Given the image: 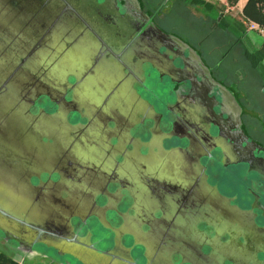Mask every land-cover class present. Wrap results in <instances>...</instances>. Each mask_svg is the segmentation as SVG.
I'll return each mask as SVG.
<instances>
[{
  "label": "water",
  "instance_id": "obj_1",
  "mask_svg": "<svg viewBox=\"0 0 264 264\" xmlns=\"http://www.w3.org/2000/svg\"><path fill=\"white\" fill-rule=\"evenodd\" d=\"M119 1L123 2L121 7L117 5ZM132 1L135 5L133 10L137 14L132 13V11L127 8L128 6L126 7L127 0H113V2L104 0L105 4L112 5L115 13L113 17L114 19L107 16L109 22H111V19L116 23L122 22L123 20L131 22V27H127L125 31H121L120 26L116 27L115 24L112 23V27L110 28L97 29L95 27L94 21L96 19V13L94 15L84 9L82 5L95 4L96 6L97 0H0V106L3 105V107L0 108V118L8 115H13V118L15 119L19 117L23 119L27 128L35 131L37 128L33 121L38 119L41 120V118L46 117L43 122H39V124L44 127V130L42 128V130L39 131H45L48 134L47 131L53 129L50 125H53L54 119L62 112V108L53 116L45 114L44 112H41L38 115L33 114L30 110L32 104L38 97H47L52 103L57 101L51 96V93L48 92L49 88H52L48 83L54 80L59 81V85L66 90V93L62 94V98H64L67 94L68 79L71 74H76L79 82L85 84L84 90L78 95V99L82 101L81 107H83V112L86 113L88 111V106L91 105L94 107L95 113H99V116L104 117L102 114L103 110L106 114H114V112H112L113 109L108 108L107 104L108 100L114 97L110 95L109 98L106 99L107 95L112 91L102 94L101 97H99V95L97 97H92V94L90 95L88 93L91 91L98 92L99 89H103L102 86H105L106 90L109 88L117 93V89L120 87L121 83L124 81L127 83L129 80L128 82L132 84V89L135 91L136 95L134 101L137 102L138 100V102L142 104V108H140L141 110L143 109L141 112V121L144 119L149 122V125L147 124L143 129H158L159 132H155L154 135L156 134L160 137L158 138L159 141L161 138H170L166 132L169 125H173V123L171 124L172 116L175 117L174 120H177V122H182L187 125L185 131H189L192 135V141L189 143V148L191 153L198 154L196 161H198L199 157H205L208 155L212 149H219L221 151L219 152L225 157L237 153L241 154V152L249 155L248 158L246 157L247 159L242 158L235 160V158L231 159L229 157L230 159L228 160H230L229 163H233L234 165L240 164L239 162H245L244 165L240 164V166L250 167L248 173L241 169H239V171L236 169V173H233L232 177L234 176L240 181L241 178L239 176H245L246 192L253 201L260 203V206L258 205V211L261 213H250L248 215V213L241 211L244 209H242L240 205L235 207V212H230L228 201L231 202V200L224 197V195L219 194L224 199L221 208H223L224 216L227 213H230L233 221L235 220L234 217H236L238 220L246 222L249 228L255 232L264 235V229L263 231H258L256 229V227H258V222L256 220L257 217L264 222V147L251 141L244 134L239 126L240 120H236L235 124L230 123L229 132H224L225 130L221 121L224 118L222 114L225 103L222 101L220 92L221 86L214 84L211 81V77L209 80V78L207 76L205 77L202 73H196V75L194 73L191 76L186 72V66L188 65L187 58L190 59V51H192V49L186 46L185 51V49L180 46L178 47L174 45L175 39L164 35L153 23L152 19L146 16L141 7L137 5L138 1ZM120 15L121 17L123 16V20L115 19ZM137 15L142 19L140 20L136 18ZM142 20H145L146 22H142ZM144 23L149 25L143 28V26H145ZM121 32L124 37L121 41L119 40L120 42H117L115 36L121 34ZM83 39L85 40L83 41ZM130 42L145 43L146 47L149 48L142 49L139 52V59L142 60L136 62L139 67L138 72H133L131 70V65H128L129 60H127L125 56H122V53L120 52L121 49L126 48L127 44ZM111 46L114 48L113 50L116 49L119 51L118 54L115 51L114 53L111 51ZM106 51H109L108 54L110 55V58L103 59V55H106ZM195 55H197V53H195ZM101 57L102 60L99 61V58ZM197 58L200 61L199 57ZM74 59L76 60L74 64L76 67L72 68V62ZM120 61H122V63ZM102 63H106L110 67L106 65V71L108 72H105L104 76L99 78V80H102V82H100L103 83L102 86L97 90L92 89L91 83L99 82L96 81L98 80L97 78H91V75L98 74V68ZM120 64H124L125 67ZM150 70H154L157 73L161 82L163 78L166 77L170 79V83H172L171 90H169V94L172 96V101H169V98L166 97L165 100L163 99L164 101L161 100L160 102V105L162 108L166 109V112H162L153 103H149L146 99L142 98L141 95H137L136 84L143 85L145 82H150L153 78L149 72ZM197 75L200 79L197 78ZM37 76H43V81L41 84H38L36 89L30 85V81ZM122 77L126 80L122 81ZM111 82L114 83V86L108 87L109 85L106 83ZM173 83L177 86L175 87V84ZM202 84L204 86L203 97L207 100L206 105L208 115L204 118H200L201 120L194 121L192 120L194 116L191 117L188 115L189 111L183 108V103L193 95L195 98H198L199 92H201L199 87ZM120 91L122 92L120 93L119 98L116 100L111 99L112 102H118L119 99H121L120 97H126L124 87ZM122 107L123 113L129 115V112L124 110L126 106L123 105ZM138 110L139 109H137V111ZM68 113L69 110L65 114L68 116ZM106 117L108 116H105L104 118L106 119ZM214 118L217 119V121L211 122V119ZM64 121L70 126L68 119ZM108 122H113V124H115L113 127H110V125L107 126L110 130H116L118 127H120V129L122 128L114 121L108 120ZM159 122H164L163 127H160V129ZM177 122L175 123L177 124ZM176 124H174V127L177 126ZM70 128L73 130L71 132L73 135L77 134V136H79L80 128L77 129L71 126ZM84 130H86V128L82 129V131ZM49 135L57 136L60 134ZM172 135H175V133ZM211 140L213 144L209 148L210 151L207 149L205 152V144L209 143ZM159 141L157 143L153 141L150 144L147 142L138 149L143 147L148 150H156L155 152L157 153L158 159H160L159 156L167 157L168 152L162 147V143ZM57 143L62 145V142H60L59 139ZM151 145L153 149H150ZM77 147L79 146L71 147V151H73V149L77 151ZM33 149L35 150L36 148L34 147ZM50 149L51 145H47L46 153H49ZM143 152L144 153L141 154V157L144 160H148L153 154L151 151L143 150ZM9 153L14 154V157L21 154L20 152H16L15 148L12 147L10 148ZM78 153L81 154L82 152ZM176 157L178 158L179 156L175 154L174 158ZM194 157L196 156H191V158L194 159L192 160L191 167H193V162H196ZM205 158H207V156ZM14 160L13 165L21 163L18 159ZM66 160L67 159L62 158L61 167L64 162H67ZM28 161H31L32 163L35 162L32 158H29ZM205 163L206 162L204 161V164ZM51 164L52 163H50L47 158L42 159L40 162V165L48 168ZM65 165H67V163H65ZM252 165L255 167H252ZM175 170L176 169L169 170V173L161 172L158 177L164 181H169L170 184L173 183L177 185V192L188 191L197 186L195 185L193 187L195 180L193 177H189L187 170ZM9 172L10 171H8L5 165L4 168H0V181L10 182L12 179L18 181V177L9 178ZM242 172H244V174H242ZM251 172L257 173L258 176L256 174L254 175L255 177H250L249 173ZM157 178L155 181L159 179ZM16 181L13 182L16 183ZM204 199L201 198V200L205 201L206 199ZM145 202L147 201L144 200L143 203ZM3 211L5 212L0 206V225H2L4 229L2 231L3 234L0 233V240L5 242L8 240L11 244L12 241L19 242L18 244L21 245V238L12 237L9 230L12 231L17 229V233L22 234L23 228L21 223H25L16 215L6 212L3 213ZM204 214V218L207 220V213H203V215ZM216 214L217 213L209 214V219L215 218ZM135 215L142 220L138 228L140 229L141 234L144 235L151 234L155 231L158 224L162 223L164 225L167 223L169 217L168 213H148V218L146 219L142 218L139 213H135ZM34 219L39 220L40 217L35 216ZM112 221H114V219L113 217H110V222ZM198 222H201V220H197L196 223ZM208 224L209 226H206L211 228L213 233L210 230L206 231L207 235L206 233H204V235L207 237V240L201 245L205 246L204 250L208 257L210 256L211 258L214 257L221 259L222 264H236V262L264 264V236H260V242L252 246L246 241H238L237 247H234V253L232 252L231 246H228V244H224V242L221 241L222 237L214 236L216 233L213 230L215 225L209 222ZM27 227L29 228L27 230L28 233H32L29 230L34 229L29 226ZM194 227L195 225L192 226V228ZM253 227H255V229ZM21 229L22 231H20ZM143 229L147 231H144ZM127 230L119 231V234H122L127 238H133V243L129 247H126V245L117 241L114 237L115 233L112 231H105L101 236H98L95 239L92 230V238H94L93 244L91 241L90 244L88 242L83 244L79 241L75 242L70 239L67 240L59 235L60 237H57L53 241L34 239L22 248V253L23 251H25V253L26 251L32 253L35 250L34 248L36 244H40L48 248L46 254L43 256L40 255V257L45 258L54 264H148L146 252L141 248V246H145L144 243L138 240L136 233H133L130 230L127 232ZM76 231L79 234L81 233L80 228H77ZM200 235H202V233H200ZM127 241V244L131 242L129 239ZM118 245L127 251L129 261H125L124 258L118 254ZM201 246H198V248L200 249ZM215 246H220V248L216 249ZM50 250L54 252L52 253ZM238 253L240 254V257H245L244 261H239L237 259ZM109 258H112V260H109Z\"/></svg>",
  "mask_w": 264,
  "mask_h": 264
},
{
  "label": "rangeland",
  "instance_id": "obj_2",
  "mask_svg": "<svg viewBox=\"0 0 264 264\" xmlns=\"http://www.w3.org/2000/svg\"><path fill=\"white\" fill-rule=\"evenodd\" d=\"M112 1L113 0H109ZM137 5L141 7L142 11H144V14L148 16L149 18H152L153 23L157 26L158 29L162 31V33L170 38L177 39L181 41L183 44L187 45L189 48H191L190 45H193V42L191 38H197V36H205L207 34V31L202 33L201 35V22L200 20H196V18L193 17L190 13H192L194 10L196 11H203L204 10V5L202 3L198 2H193L191 3L189 0L186 1L184 4L181 2V0H177V3L174 4L170 0H137ZM84 9L87 11L93 13L95 15V21L94 25L97 29H104V28H110L112 27V24H115L116 27L120 26L121 31L127 28L131 27L130 21L128 20H123V16L121 17L118 16L115 19L118 20H123L122 22H114L113 20L109 22L107 20V16L114 17V9L112 5L110 4H105L104 0H97L96 6H101V7H96L95 4H84L82 5ZM119 7H121V4H118ZM162 9H159L162 7ZM188 10H187V9ZM193 10V11H192ZM194 13V12H193ZM111 19V18H110ZM114 19V18H113ZM77 21V20H76ZM188 32H190L191 35H187ZM123 34H117L115 36V39L117 42H120L123 38ZM85 39H83L84 41ZM120 40V41H119ZM185 42V43H184ZM67 46V45H66ZM194 46V45H193ZM196 46V45H195ZM149 49L146 47L145 43H140V42H130L127 44L126 48H124L123 51H121L122 56H125L128 61V65H131V70L133 72H138L139 67L137 66L136 62H138L139 59V52L142 49ZM114 48L111 46V51H114L118 54V50H113ZM147 51V50H145ZM115 53V54H116ZM104 58H108L107 55H103ZM147 56V55H146ZM138 58V60H137ZM102 60V57L99 58V61ZM142 60V59H141ZM140 60V61H141ZM76 60L74 59L72 62V68H75L74 66ZM108 64L102 63L100 64V67L98 68V74L96 75H91V78H97L99 83L92 82V89H99L100 86H102L103 83L102 80H99V78L103 77L106 71V67ZM99 66V65H98ZM106 66V67H105ZM110 67V66H108ZM69 69V68H68ZM71 69V67H70ZM69 69V70H70ZM117 70V69H116ZM153 78L150 80V82H145V84H136V91L137 95H141L142 98L146 99L149 103H153L156 107H158L162 112H166L165 108H162L160 105L161 100H165V98H169V101H172V96L169 94V90H171L172 84H170V79L164 77L162 82L159 80V76L154 70L149 71ZM122 76V74H121ZM120 78V77H119ZM39 79V80H38ZM123 79V77L121 78ZM112 80V79H111ZM110 80V81H111ZM126 79H123L124 81ZM43 81V76H37L36 78L32 79L30 81V85H32L33 88L38 87V84ZM129 81V80H128ZM127 83L124 81L121 83L120 87L116 91L106 90L105 86H102L103 89H99L98 92L91 91L88 94H92L91 96H98L101 97L102 94L109 93V96H113L114 98H111L112 100H116L119 98V95L124 87V92L127 97H120L119 101L112 102L111 99L108 100V108H112V112L114 114L118 115L119 113H123V105L126 106L124 110L129 112L131 114L134 110L133 104L135 103L134 97L135 91L132 89L133 86L130 82ZM59 81L54 80L48 85L52 88H49L48 92L51 93V96L55 99L58 100V102H61V98L63 93H66V90H64L60 85ZM109 86L108 87H113L114 83H106ZM84 83L79 82L78 77L76 74H71V76L68 79V89H67V94L64 99L65 103L68 104L69 107V114L68 116L65 114L67 113V107L63 106L62 107V112L59 114L58 117L54 119L52 130L47 131L48 134L45 131H39V130H44V127L39 124V122H43L44 118L43 117L38 120L33 121L34 125L36 126L37 130H33L30 128H27L25 122L23 119L17 117L16 119L13 118V115L11 116H6V117H1L0 118V168H4V165L8 169L9 172V178L13 177H18V181L16 179H12L10 182H2L0 181V206L6 210L8 213H14V214H21V213H36L37 215H43L44 217L46 215H51L52 212L46 207L49 206L52 208V210L56 209L57 211L61 209V206H59L56 203L51 204L50 201H44V196L41 197H36L35 196V191L32 190L30 187H28L27 183L23 180V177H26V173L24 169L29 170L31 169L32 171L36 168L40 169V167H45L43 165H38L40 164L41 160L44 158H47L50 163H54L57 159L59 158H64L67 159V162H64L63 168L65 172L63 173V181H65L66 185L70 187V189L75 190L73 186H76L77 188L80 187L81 189H84L86 185H90V182H95L99 181L102 182L103 180H99L97 177L102 176L100 174L99 169L98 172L93 171L92 173L88 170L91 166L87 163H82L83 159L80 156L85 155L87 157L88 154H79L78 152L83 151V148L87 149L88 152H93L90 150L88 146L92 145L95 143L94 139L96 140H105L107 137L103 131L107 128L109 125L108 120H106L104 117L109 116L106 114V112H102L104 117L99 116V113H95L94 107L89 105L88 106V113L91 116L92 114L94 115L93 118L96 120L95 122L98 123L97 126H93L89 128V117L87 116V112H83V107L82 106V101L78 99V95H80V92L84 90ZM79 93V94H78ZM65 95V94H64ZM63 95V96H64ZM90 96V97H91ZM171 96V98H170ZM104 98V97H103ZM76 99V100H75ZM100 99V98H99ZM143 99V100H144ZM75 100V101H74ZM163 100V101H164ZM106 101V100H105ZM75 102V103H74ZM74 103V104H73ZM98 103V102H96ZM138 103V100L137 102ZM140 104V103H139ZM96 105V104H95ZM142 105V104H140ZM3 107V105L0 106V108ZM81 108V110H80ZM139 110H135V112L129 116H125V121L128 124L129 130H132L133 132L131 133V137L139 138L140 141L144 144L147 142L152 143L153 142V137L154 135L146 134L142 131H139L137 128L139 127V124H141V112L142 110L140 109L139 106H137ZM35 109L37 115L40 114L41 112H44L45 114H48L50 116L55 115L58 113L61 109L60 105H56L51 102L50 99L47 97H40L36 102L35 106L33 107ZM112 116V114H110ZM120 115V114H119ZM121 116V115H120ZM92 117V116H91ZM110 117V116H109ZM68 119L69 125L74 128H80L84 130H80V134L76 139L72 138V128L66 124L64 120ZM112 121L115 123H118L116 119L113 117L110 118ZM52 123V122H51ZM115 126V124H114ZM23 128V130H22ZM127 128V129H128ZM90 131V132H89ZM99 131L101 135L94 134V132ZM56 132L62 133V135H49V134H57ZM110 135V144H112V149L110 156L113 157V160L116 158H119L118 154L120 149L123 147L124 144L123 141L124 135L122 136L123 139L118 138V136L114 133V129L109 132ZM92 136V138H90ZM128 136V135H127ZM59 137V138H58ZM94 137V138H93ZM62 142V145L58 144L57 141ZM62 139V141H61ZM75 140V141H74ZM80 140V141H79ZM181 141V142H179ZM177 139H170L166 138L164 143V147L166 148L168 154V161L171 164H177L176 168L179 171L182 170L184 167H187L185 162L182 160V154L180 152H184L187 150L189 147L188 145L186 146V142L183 140ZM47 145H51V149L49 153H46V148ZM87 145V146H85ZM185 145V146H182ZM73 146H79L77 147V151L73 149L71 151V147ZM84 146V147H83ZM182 146V147H180ZM15 148L16 152H20L21 154H18L17 157H14V154L9 153L10 148ZM36 148L35 150L33 148ZM81 148V151L79 149ZM153 149L152 145L151 148ZM176 149V150H175ZM134 150L130 152L131 155L134 154ZM102 156L104 158L99 159L100 162L98 163V167L105 166L107 167L108 165L110 166V163L108 158L105 157V153L101 152ZM180 154L181 157H176L174 158V155ZM152 158L150 159V162L145 161V163H148L150 167L155 166L159 167L161 162H159L157 153L153 151V154L151 155ZM173 157V158H172ZM29 158H32L35 160V162H25L28 161ZM13 159H18L19 162L18 164L13 165ZM176 159V160H175ZM120 160V159H119ZM91 160H86L85 162H90ZM135 161V159H134ZM39 162V163H38ZM65 163H69V165H65ZM181 164V166L179 165ZM229 167L227 168L225 164H217L214 168H210L208 171V174L210 175L209 177V182L213 185L218 186V189L220 192L229 200H231V203L233 207L240 205L242 207H245L243 205V202L245 200H248V194L246 190V185H245V176L240 175L239 177L241 178L240 181L239 179L235 178L234 176L232 177L233 173H236V169H241L245 172L248 173L249 166H240L238 165H232L229 163ZM130 167V164H129ZM23 169V170H22ZM95 169V168H94ZM107 168H104L103 171H106ZM45 170L44 172H46ZM163 171L169 173V170L165 169L163 167ZM35 174V173H34ZM244 174V172H242ZM257 173H249L250 177L256 175ZM34 176V175H33ZM258 176V174H257ZM255 177V176H254ZM253 178V177H252ZM13 181H16L14 183ZM64 182L61 181V179H58L56 176H53L50 178L49 176L46 175V173H42L41 177H33L31 182H29L30 186L33 187V189H46L47 187H56L58 190L61 189L62 195L65 196L67 195V186L65 185ZM54 186H53V185ZM45 185V186H44ZM184 185V184H183ZM182 185V186H183ZM70 193L73 194L70 190ZM80 194V193H79ZM205 196V195H203ZM68 197V196H67ZM69 201L72 203V200L69 198ZM208 197L206 198V203H208ZM204 202L202 203V207ZM209 211L207 210V220L202 216V219L198 218V221L201 220V222L198 226L204 230L205 225L209 226L208 222L216 225L219 228H213V230L216 232L214 236H220L222 237V242L224 244H228V246L237 247L238 241H246L250 246L256 245V243H259L260 241V236H264L262 234H259L249 228L248 224L244 221L238 220V218L234 217L235 220L233 221L232 216L230 213H227L225 216L222 213V219H221V213H217L216 217L214 219H209ZM228 216V217H227ZM237 220V221H236ZM181 224L186 228V231H189V229L192 228L197 222V218H195V215H188L185 218H182L180 220ZM258 225L264 227V222L259 219L258 220ZM94 228V229H93ZM84 230H90L92 229L94 232L95 239L98 236H101L103 232L106 230L103 229V226L101 223H99L95 219H91L90 222L86 225V227L83 228ZM2 225H0V233L3 231ZM11 231V230H10ZM0 234V235H1ZM111 238V237H109ZM129 239V238H128ZM242 239V240H240ZM17 244L16 242L12 241V245ZM52 253L54 251L50 250ZM244 252V251H242ZM72 259V258H70ZM237 259L239 261H244L245 257H240V254H237ZM74 260V259H72Z\"/></svg>",
  "mask_w": 264,
  "mask_h": 264
},
{
  "label": "flooded vegetation",
  "instance_id": "obj_3",
  "mask_svg": "<svg viewBox=\"0 0 264 264\" xmlns=\"http://www.w3.org/2000/svg\"><path fill=\"white\" fill-rule=\"evenodd\" d=\"M139 1L141 2V0ZM118 4L123 5V2L119 1L117 5ZM126 7L130 9L132 13L134 14L136 13L133 10L135 8V5L132 0H127ZM136 18L140 20L142 19L139 18L138 15ZM142 22H146V21L142 20ZM144 25L145 26H143V28H145L149 24L144 23ZM123 50L124 48L121 49V51ZM108 52L109 51H106V55L108 56V58H110ZM120 62L122 63V61ZM121 66L125 67L124 64H122ZM176 86L177 85L175 84V87ZM65 97L66 95L64 96V98L60 97L61 102L59 103L57 100L55 101L54 104L60 105L61 108L63 106L67 107V111H68L69 107L68 104L65 103L64 101ZM107 98H109V94L107 95L106 99ZM35 102L32 104L30 108L33 114H37L35 109H33V107L35 106ZM133 106H134L133 112L139 109L137 108V106L142 108V105H140L139 102L138 103L135 102ZM86 114L89 117L88 119L90 123L89 128L93 126H97L98 123L95 122L96 120L93 118L94 115H91L92 116L91 117L88 112ZM107 114L110 115V113ZM120 115L112 114V116L110 115V117L109 116L106 117V119L110 121H112L110 119L112 117L116 120H119L117 121L118 123L116 124L117 125L119 124L122 127L121 129L120 127H118L116 130H114V133L118 136V138L123 139L122 136L124 135V139H125L122 143L124 145L120 149L118 154L119 158L113 160V157L110 156V153L112 152L111 151L112 144H110L109 132L111 130L109 128H106L103 131V133L107 136L105 140L100 142L101 140L99 141L94 139L95 143L93 144L92 142V145L88 146L90 149H93L90 150L93 151L92 153L88 152V150L85 148H83V151H81L83 154H88L87 157H85V155L80 156L83 159L82 163H87L91 166L88 169L91 173L93 171L98 172L99 169V172L100 174H102V176L97 178L99 180L100 179L103 180L104 178V181L95 182L93 180V182H90V185H86L84 189H81L80 187L77 188L76 186H73L75 190L70 189V187L66 185L65 181H63L64 180L63 173L65 172V170L63 167H61L62 158H59V160L57 159L54 163L51 164L49 168L42 167L40 164H38L41 167L40 169L36 168L35 171L34 170L32 171L31 169L29 170L24 169L25 173L27 172L26 173L27 175L26 177H23V180L27 183L28 187H30L32 190L35 191L34 193L35 196L36 197L44 196L45 202L48 200L51 202V204L56 203L59 206H61V209H59L58 211L56 209L52 210V208L46 205V207L52 212V214L46 215L45 217L43 215H39V214L37 215L36 213H21V214L10 213L12 215H16L21 220H23L22 222L27 224L25 225L21 223L24 231L23 232L22 229L20 230L22 231V234H18L17 229L12 231L9 230L10 231L9 233L12 237L21 238L20 239L21 245L18 244L19 242L18 243L16 242L17 244L13 245L16 248H18V249H14V255L16 256L20 255L19 252H22V248L28 245L29 242L33 241L34 239H45V240L53 241L57 237L63 236L67 240L70 239L75 242L79 241L80 243L83 244L84 243L86 244V242L90 244L92 242L93 244L94 238H92V233H91L92 229L90 230L83 229L84 227H86V225L88 224V222H90L91 219H95L99 223H101L103 229H105L107 232L112 231L113 233H115L114 237L117 239V241H119L123 245H126V247H129L133 243V238L130 237L129 241L131 242L127 244L128 238L122 234H119V231H124L128 229L127 232L130 230L133 233H136L138 240L142 239V237L145 239L144 235L141 236L140 229L138 228L142 220L138 216H136L135 213H139V215L144 219L148 218V213H168L169 216L168 222L165 223L164 225L160 223L155 228V231H164L162 233L167 238L166 241L168 244V248H171L170 242L180 243V241H183L185 245H189L190 247H198L201 246L203 242L207 240V237L204 235V233H206V231L208 230L212 232L211 228L204 225L205 228L203 230L198 226L200 224L198 223L195 224L194 228H191L189 229V231H186V228H184L180 220L190 214L195 215V218H197V220L198 218L201 219L202 216L205 217V214L203 215V213H207V210L209 211V213H224L223 208H221V204H223L224 199L222 196H220L223 194L218 189V186L213 185L209 182L210 175L208 174V171L210 168H214L217 164H225V166L228 168L230 161L228 159L230 158L231 159L235 158V160L242 158L247 159L249 155L243 154L241 152V154L237 153L230 155L229 158L228 156L225 157L224 155H222L219 149H212L210 151L209 148L213 144L212 140L209 143L205 144V148L203 147L205 152L207 151V149H209L210 151V152L208 151L209 154L207 152L208 154L206 155L207 158H205L206 156L199 157L198 161H196L198 154L196 155L191 153L189 147L184 152L179 151V153L182 154V160L186 163L185 165L187 166L184 167L182 170H187V172L189 173V177L191 178L193 177V179L196 182V184L194 182L193 187L195 185L197 186L195 188L189 189L188 191L177 192L176 190L178 188L177 185L173 183L170 184L169 181H164L160 177H158L161 174V172H164L163 167L164 170L165 169L178 170L176 168L177 164H171L169 162H166L169 160L167 159L169 157L168 155L167 157L159 156L160 157L159 162H161L159 167H155V166L150 167L148 163H145V161L150 162L152 156L148 158V160H144L141 157V154L144 153L143 150L151 151V152L156 150H148V149H144L143 147L141 149H138L140 146H143L144 143H142L139 138L131 137L132 135L131 133L133 131L127 129L128 124L125 121V116L129 118V116L132 114L129 115L120 114ZM174 118L175 117L171 116V121H172L171 124L173 123V125L172 126L169 125L166 134H168L170 139L175 138L177 139V141L183 140L186 142V146L187 145L189 146V143H191L192 141L191 140L192 135L190 134L189 131H185L187 125H185L182 122H177V120H174ZM212 121H217V119L215 118L211 119V122ZM175 122H177V124ZM147 124L149 125V122L143 119L137 129L139 131L146 133L147 135L148 134L154 135L155 132H159L158 129L144 130L143 128L144 126H147ZM158 124L160 129V127H163L164 122L162 123L159 122ZM174 124H176L177 126L174 127ZM109 125L110 127L114 126L113 122L109 123ZM56 133L62 134L59 132ZM173 133H175V135H172ZM94 134L101 135L99 131L94 132ZM76 137H78L77 134L72 135L73 139H76ZM90 138H92V136ZM158 138L160 137H158L155 134L153 137L154 139L153 141L157 143L159 141ZM164 141L165 139L162 138L159 141L162 143L163 148H165L163 146ZM132 150L135 151L133 155L130 154ZM101 152L105 153L106 155L105 157L108 158L109 160L108 163H110V166L109 165L107 167L102 166L101 168L98 167V163L100 162L99 159L104 158V156L100 154ZM180 154H177V156L181 157ZM192 155L196 156L194 157L196 162H193V167H191L192 160H194L193 158H191ZM86 160H91V161L85 162ZM13 161L15 160L13 159ZM204 161L206 162L205 164ZM25 162H29V161H25ZM239 163L242 165L245 164V162H239ZM67 164L69 165V163ZM231 164L234 165L233 163ZM252 167L255 166L252 165ZM104 168H107L106 171H103ZM45 170L47 171L44 172ZM42 173H46V175L49 176L50 178L56 176L58 179H61V181L64 182L65 185L67 186L66 190H68L67 191L68 194L63 196L61 189L58 190L56 187H51V186L47 187L46 189L43 188L33 189V187L30 186L29 182H31L33 177L35 178L41 177ZM156 178L158 179L157 181H155ZM70 190L73 194L70 193ZM207 197L209 200L208 203H206L205 200ZM69 198L72 200V203L69 201ZM201 198L203 199L205 198L204 199L205 201L201 200ZM144 200H146L147 202L143 203ZM203 202L205 204H203L202 207ZM228 203L230 207V212H235L236 211L235 206L233 207L232 203L229 201ZM243 205H245V207L240 206L242 207V209H244L241 211H243L244 213H248V215L250 213H261L260 211H258L260 203L253 201L250 196H248V200H245L243 202ZM5 212L8 213L6 210ZM5 212L3 211V213ZM35 216H39L40 219L35 220L34 219ZM110 217H113L114 221L110 222ZM256 220L258 222L259 218L257 217ZM27 226L34 229V230H29L32 233H28L27 230L29 228ZM77 228H80L81 231L80 234L77 233L76 231ZM215 228H219L217 224L215 225ZM253 228L255 229V227ZM256 229L258 231H263L264 227L258 225ZM200 233H202V235H200ZM153 235H155V239H156L157 233L155 232ZM149 236L147 237L148 240H150ZM201 247L203 249L205 248V246H201ZM35 248L36 249L33 252L40 254L41 256L45 255L48 250V248L40 244H36ZM215 248L219 249L220 246H215ZM117 251L118 254L121 255L125 261L126 260L129 261L127 251H125V249H123L121 246L118 245ZM232 252L235 253L234 247L232 248ZM146 258L148 264H157L158 262L162 264L169 263V262L167 263L166 258L163 255H159V256L155 255L154 259H149L148 255L146 254ZM213 259L214 261H212ZM212 260H211L212 264L220 263V260L218 258L212 257ZM171 261L172 262L176 261V263H178L177 256L174 255ZM236 264H249V263L236 262Z\"/></svg>",
  "mask_w": 264,
  "mask_h": 264
},
{
  "label": "crops",
  "instance_id": "obj_4",
  "mask_svg": "<svg viewBox=\"0 0 264 264\" xmlns=\"http://www.w3.org/2000/svg\"><path fill=\"white\" fill-rule=\"evenodd\" d=\"M170 1L177 3V0ZM186 1L181 0L183 4ZM189 1H199L204 5L203 11L192 10L194 13L190 14L200 20L201 35L204 29L207 34L194 39L190 37L194 46L190 45L193 52L190 51L191 57L187 58L189 66H186V72L191 76L202 73L209 80L211 77L214 84L221 86L222 101L225 103L222 114L224 118L221 121L224 132H229L230 123L235 124L236 120H240L239 126L244 134L264 147V0ZM187 35H191L190 32ZM174 45L186 51L187 45L181 41L175 39ZM197 78L200 79L199 76ZM203 89L202 84L199 97L193 95L183 103V108L189 111V116H194V121L208 115ZM155 232L156 239L153 235ZM162 232L141 234L145 237L139 240L145 245L141 248L149 259L163 255L168 264H212V258L206 255L202 247H190L180 241L170 242L171 248H168L167 238ZM14 249L18 248L8 240H0V264H54L34 252L23 251L16 256ZM174 255L178 263L171 261ZM219 260V264H222Z\"/></svg>",
  "mask_w": 264,
  "mask_h": 264
},
{
  "label": "built area",
  "instance_id": "obj_5",
  "mask_svg": "<svg viewBox=\"0 0 264 264\" xmlns=\"http://www.w3.org/2000/svg\"><path fill=\"white\" fill-rule=\"evenodd\" d=\"M251 27H253V26H251Z\"/></svg>",
  "mask_w": 264,
  "mask_h": 264
}]
</instances>
